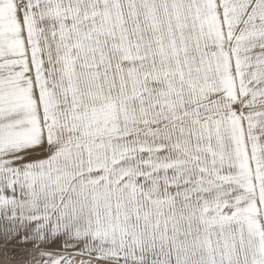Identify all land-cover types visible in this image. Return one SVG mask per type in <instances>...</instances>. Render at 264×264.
<instances>
[{
    "label": "snow or ice",
    "instance_id": "1",
    "mask_svg": "<svg viewBox=\"0 0 264 264\" xmlns=\"http://www.w3.org/2000/svg\"><path fill=\"white\" fill-rule=\"evenodd\" d=\"M0 264H264V0H0Z\"/></svg>",
    "mask_w": 264,
    "mask_h": 264
}]
</instances>
